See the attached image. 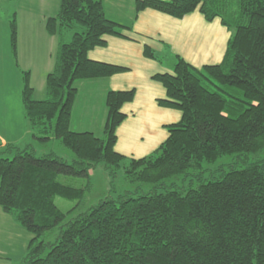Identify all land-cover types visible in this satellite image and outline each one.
Wrapping results in <instances>:
<instances>
[{
  "label": "trees",
  "instance_id": "trees-1",
  "mask_svg": "<svg viewBox=\"0 0 264 264\" xmlns=\"http://www.w3.org/2000/svg\"><path fill=\"white\" fill-rule=\"evenodd\" d=\"M59 2L46 21L47 33L61 38L46 97L34 98L24 71L22 101L34 140H55L74 159L69 163L54 151L39 156L31 145L0 148V208L33 235L19 264H264V0H135L136 16L150 9L183 19L198 11L232 33L220 64L199 69L177 57L172 74L153 77L167 94L158 104L182 118L143 158L116 151L122 109L136 90L108 93L102 137L71 130L75 83L128 71L89 53L107 46L108 36L129 39V28L108 19L101 0ZM68 30L75 32L66 42ZM10 46L17 59L15 19ZM144 55L156 59L149 45ZM230 155L240 157L239 166L205 177L203 163ZM99 165L113 176L123 170L129 184L149 191L92 204L91 178ZM181 176H191L190 184H167ZM61 177L86 185L64 184ZM56 198L76 205L64 213ZM58 229L55 242L41 240Z\"/></svg>",
  "mask_w": 264,
  "mask_h": 264
},
{
  "label": "crops",
  "instance_id": "crops-1",
  "mask_svg": "<svg viewBox=\"0 0 264 264\" xmlns=\"http://www.w3.org/2000/svg\"><path fill=\"white\" fill-rule=\"evenodd\" d=\"M101 1L107 15L109 9L105 1ZM4 3L13 6L14 10H11L9 24L4 27L0 25V35L9 37L10 43L11 21L15 19L18 58L14 59L12 55L16 80L10 81L3 70L4 57H0V148L12 145L23 149L31 145L40 153L45 146L57 145L62 151L55 140L45 143L34 140L22 101L24 71L30 72V83L35 94L41 85L39 91L42 96L35 99L43 100L46 97V77L54 67L61 39L47 33L46 21L57 14L60 2L20 0L16 3L14 0H0V6ZM115 11H119L117 16L121 17L122 9L116 7ZM22 16L25 24L21 20ZM1 19L0 16V22L6 21ZM112 20L129 28L125 31L129 39L108 36L107 46L92 50L89 58L122 66L128 71L110 78L77 81L75 86L78 94L72 109L71 130L78 133L92 132L102 137L108 116V93L136 90L134 101L122 109L126 119L117 129L116 151L130 158H143L154 153L167 140V127L180 122L182 118L180 111L158 104L159 100L167 98V94L153 77L157 74H172L177 57L199 69L205 65L220 64L232 33L220 21H206L198 11L183 19L150 9L136 16L135 0L128 19ZM68 34L69 31H66L64 35L66 42ZM145 45L151 47L156 59L145 57ZM51 151H54L53 148ZM32 239V234L0 208V264H19L27 255Z\"/></svg>",
  "mask_w": 264,
  "mask_h": 264
},
{
  "label": "rangeland",
  "instance_id": "rangeland-1",
  "mask_svg": "<svg viewBox=\"0 0 264 264\" xmlns=\"http://www.w3.org/2000/svg\"><path fill=\"white\" fill-rule=\"evenodd\" d=\"M16 3H19L20 0H14ZM105 5L109 9L107 13V18L112 20V18H124L128 19L130 15V10L133 7L134 0H104ZM116 7H120L122 9V15L121 17H118L119 11H115ZM14 10V7L7 4H3L0 6V16L2 17L1 20H6L5 22H0V25L4 27V25L9 24V19L11 17V10ZM18 10V7L15 8ZM40 9V8H39ZM9 17V18H7ZM27 19V14H26ZM21 20L25 24L24 16L21 17ZM114 21V20H112ZM215 21H220L219 19H216ZM119 22V21H115ZM121 24V23H120ZM68 42L71 40L72 35L74 34V30H68ZM51 39V38H50ZM52 41H55L51 39ZM11 47L9 43V37L0 35V57L1 55L4 57L5 64L3 65V70L6 74V78L10 79V81H15V75H14V64H13V58L11 54ZM11 61V63H10ZM42 74V73H41ZM39 82V81H38ZM77 83V82H76ZM75 83V84H76ZM209 85V84H207ZM41 86V85H40ZM40 86H38L37 92L34 95V98H40L42 96L41 92L39 91ZM210 86V85H209ZM211 87V86H210ZM11 88V87H10ZM213 89V87H211ZM60 145V144H59ZM61 147V145H60ZM53 148L54 152H56L57 155L63 157L67 162L72 163L74 156L70 151H66L63 148L62 151H60V148H57V145L52 146H45L42 149V153H37L39 156H43L45 154H48L50 150ZM71 153V154H70ZM72 155V156H71ZM239 156L230 155L225 156L223 158H220L217 162L213 164L209 163H203L202 168L204 170V175L206 178H210L212 174L215 175L216 178H218L221 174V169H229L231 166L236 165L239 166ZM112 171L110 169H107L104 165H99L96 170L92 173L93 177L91 178L92 182L95 185V193L93 195H89V199H94L92 204H97L101 199L106 197H114L117 198V196L124 194L125 192H131L132 194L136 192L146 193L149 191V188L146 186H135L129 184L125 179V174L123 170H120L115 173V175H112ZM192 179L191 176L186 177L181 176L174 178L170 181H168L167 184L170 183H176L178 186L188 185L190 184V180ZM60 181L64 184H75L76 186H84L86 185V182L83 180H74L66 177H61ZM197 186V185H196ZM115 189V192H111V189ZM56 205L60 210H62L64 213H68L71 211V209L76 205L75 202H71L68 200H65L63 198H56ZM71 217V216H70ZM74 217V216H73ZM59 234V229L54 230L52 232H48L41 238V240H44L46 242H55L57 236ZM33 236V235H32Z\"/></svg>",
  "mask_w": 264,
  "mask_h": 264
}]
</instances>
